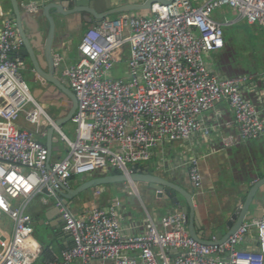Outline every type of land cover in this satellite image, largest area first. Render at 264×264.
I'll return each mask as SVG.
<instances>
[{
    "label": "built area",
    "instance_id": "obj_1",
    "mask_svg": "<svg viewBox=\"0 0 264 264\" xmlns=\"http://www.w3.org/2000/svg\"><path fill=\"white\" fill-rule=\"evenodd\" d=\"M231 6L239 18L264 25V0H191L155 2L149 10L122 12L92 24L79 44V60L62 68L63 79L75 92L78 106L71 121V138L55 123L31 93L17 51L23 45L14 18L5 17L0 31V210L13 220V231L0 264H33L39 259L40 244L34 239V219L26 212L34 197L56 205L63 228L72 245L61 255L51 254L44 264H264V217L244 221L224 242L212 244L195 239L188 231L184 214L171 212L158 224L148 218L144 231L126 235L114 205L95 207L83 215L63 202L57 193L70 186L74 175L100 169H118L128 176L135 164L150 160L153 150L166 140H187L195 135L211 137L222 127L224 148L240 141L264 136V116L245 87L264 74L220 76L209 68L206 54L225 44L224 23L213 18L215 9ZM20 7L37 13L35 2ZM128 44L127 72L112 75L123 59ZM229 103L233 119L209 122L205 114L220 101ZM35 129L20 125L21 117ZM43 121L53 125L67 147L53 161L48 148L36 134ZM132 164L131 166L129 165ZM189 178L201 184L196 159L190 161ZM258 234V247L239 248L248 231ZM215 240V238H214Z\"/></svg>",
    "mask_w": 264,
    "mask_h": 264
},
{
    "label": "crops",
    "instance_id": "obj_2",
    "mask_svg": "<svg viewBox=\"0 0 264 264\" xmlns=\"http://www.w3.org/2000/svg\"><path fill=\"white\" fill-rule=\"evenodd\" d=\"M35 2L39 6L37 13H30L21 8L23 16V24L26 31L31 35L36 30L42 29L44 34L48 32V21L41 8L52 1L60 0H18ZM140 0H112L113 5H119L125 2H134ZM194 5H200L206 0H191ZM228 6V5H225ZM228 17L226 20H218L224 23V26L234 25L239 20L235 9L231 6L226 7ZM13 12L11 0H0V31L5 17H10ZM145 12V11H144ZM52 15L59 18L60 14L53 8ZM215 19V18H214ZM217 20V19H216ZM64 22H59L58 36L62 37L59 45H55L54 53L61 54L62 68L75 64L80 58L79 44L82 36L88 27L92 24H85L82 17L68 16L65 17ZM248 22V21H247ZM252 24V23H250ZM260 25V24H259ZM223 26V27H224ZM262 26V25H261ZM225 34V33H224ZM58 38V37H57ZM79 38V43L75 47V40ZM225 38V37H224ZM59 39V38H58ZM227 48V41L225 39L224 47ZM20 56V55H19ZM213 54H206V61L210 69L216 71L220 76H226L227 73L236 75H255L264 74V71L246 72L244 69L238 70L230 66V69L218 68L216 61L212 58ZM25 75L31 82L32 88L36 95L42 99L43 106L47 113L54 119L64 113H51L48 111L49 103H58L56 99H51L50 94L54 88H47L44 85V80L35 71L31 61L24 58ZM61 68V74H62ZM63 76L61 75V78ZM254 83H249V87H245L244 92L246 96L251 98L257 105L261 114L264 116V87L259 79H253ZM55 95L60 94L55 92ZM59 98V97H58ZM209 122L217 120H231L233 113L229 103L225 100L220 101L213 109L206 112ZM20 125L35 129V127L28 123L22 116L19 119ZM74 123L71 121L65 124V127ZM0 125L2 119L0 118ZM75 126V125H74ZM50 125L43 121L41 131L36 134V137L46 142L48 137V129ZM65 132L64 126L61 127ZM75 132V127H74ZM227 132L239 133L237 125L234 123L232 128L222 127L220 131L214 132L211 137L195 135L187 140H166L164 144L157 146L152 153L150 160L135 164V170L141 172L152 173L158 176L168 178L194 195V206L197 210V220L200 229L203 232V238L211 240L216 238L219 233H225L227 227L222 225L231 213L230 206L235 209L237 205H242L247 198L251 189V185L260 179L264 178V136L258 139H251L247 141H240V143L224 148L221 145V136ZM67 133V132H65ZM68 134V133H67ZM75 137V133L71 136ZM53 151L50 160L63 157L67 152L65 142H63L58 132L55 130L53 134ZM196 159V165L201 175V184L195 187L188 174L190 161ZM120 172H115V169H100L91 173L74 175L71 179L70 186L74 187L81 182L89 180L96 176L113 175ZM132 187L127 181L125 182H111L96 188L88 189L81 194V198H69L72 202V209L77 215H83L95 207H107L114 205L120 217L121 231L126 235H137L144 231L148 218L154 219L158 224L163 216L171 212H180L177 205L171 203L169 199L164 196H157L152 191L150 184L146 181H139L133 183ZM49 202L43 203L41 197H34L28 205L29 214L37 221L41 218H46L47 223H52L57 226L58 233L54 235V243L48 248L49 253L44 251L41 246L39 251V260L44 264V260L53 254L61 255V253L72 245L70 235L64 230L62 224H58L61 218L60 211L56 207V197L48 196ZM63 199L64 197L61 196ZM178 197L182 204H185L183 195L178 193ZM38 202H34L35 200ZM233 211V210H232ZM0 213L6 214L0 210ZM182 213V212H181ZM48 215V218L46 217ZM264 217V183L254 193L252 202L248 210L245 221H250L255 218ZM36 229V227H35ZM6 230V229H5ZM9 232V240L13 231V220L7 227ZM35 232V231H34ZM34 239L39 240L33 234ZM8 240V243H9ZM40 244V242H39ZM239 248L255 249L258 247V234L256 229L251 228L245 235L244 239L238 244ZM6 249V248H5ZM36 261V262H37ZM35 262V263H36ZM34 264V263H33Z\"/></svg>",
    "mask_w": 264,
    "mask_h": 264
},
{
    "label": "water",
    "instance_id": "obj_3",
    "mask_svg": "<svg viewBox=\"0 0 264 264\" xmlns=\"http://www.w3.org/2000/svg\"><path fill=\"white\" fill-rule=\"evenodd\" d=\"M172 0H140L134 2H125L119 5H113L112 0H60L52 1L42 7L41 13H43L48 21V32L44 34L42 29H38L34 34H29L23 24V16L21 12L20 3L18 0H11L13 7V12L10 17L14 18L17 23V28L19 34L23 40V45L17 51L20 57L24 60L29 59L37 72V74L43 78L44 85L47 88H54L51 92V99H59L67 101L64 113L55 119V123L59 127H63L66 123L70 122L73 114L75 113L78 100L75 92L70 88L69 83L61 78V66L56 65L54 47L59 45L62 41V37L58 36L59 22H64V18L68 16H81L85 24H100L103 19L109 17L113 14H119L122 12H137L149 10L153 3L162 2L168 3ZM55 9L61 17L57 18L51 13V9ZM59 39H58V38ZM55 92L60 95L56 96ZM38 97V96H37ZM59 97V98H58ZM60 100V99H59ZM44 103V102H42ZM55 132V127L51 125L48 129L47 141H41L48 148L49 159L47 164L50 162L51 154L53 151V134ZM129 178L123 173L113 174V175H103L96 176L89 180L79 183L78 185L72 186H62L61 189L57 190L59 196H63V202L70 207H72V202L69 198H81V194L88 189L96 188L98 186L104 185L111 182H125ZM131 179L134 182L146 181L150 184L152 191L155 192L157 196H164L169 199L172 204L177 205L180 212L184 214L185 221L187 223L189 233L197 240L212 244L216 242L226 241L230 235H232L245 221L250 207V203L253 200L254 193L258 188L264 183V178L255 182L251 185V189L247 195L246 200L242 205H237L235 209L230 206L229 218L223 223L227 227L225 233H219L215 240H207L203 238V232L199 228V222L197 220V210L194 206V195L191 191L182 188L177 185L172 180L158 176L152 173L141 172V170H135L131 174ZM178 193L183 195L185 199V204L180 202ZM59 209V207L56 205ZM233 210V211H232ZM48 218V215L46 214ZM35 225H43L47 232L53 235H57V226L52 223H47L46 218H41L37 221L34 219ZM58 224H64V220L61 216Z\"/></svg>",
    "mask_w": 264,
    "mask_h": 264
},
{
    "label": "rangeland",
    "instance_id": "obj_4",
    "mask_svg": "<svg viewBox=\"0 0 264 264\" xmlns=\"http://www.w3.org/2000/svg\"><path fill=\"white\" fill-rule=\"evenodd\" d=\"M228 6H222L217 8L212 13L213 18L217 20H226L228 17L227 8ZM139 12V11H137ZM141 12V11H140ZM89 28V27H88ZM87 28V30H88ZM224 37L227 41V48L224 49L223 60L227 65H231L235 69L242 70L246 72H257L264 71V25L259 24H250L246 19L239 20L236 24L231 26H224ZM79 43V38L75 40V47ZM129 47L128 44L124 46L123 59L118 63H115L112 69V75L116 78H123L127 72V63L129 58ZM61 55V54H60ZM25 68L22 69V74L27 82L31 93L33 96L42 103V99L37 97L35 90L32 88L31 82L25 75ZM60 99V100H59ZM57 99L58 103H49L48 111L51 113L61 112L65 109V106L68 104L67 101L63 100L62 97ZM71 123L68 122L66 124ZM74 125L71 124V127H65V132L71 136L74 132ZM138 162L137 164H140ZM131 166L132 164L129 163ZM39 197V196H37ZM34 202H38L36 199ZM30 206V205H28ZM27 206L26 212H29V207ZM11 223V219L3 213H0V251H4L8 245L9 240V230L7 227ZM35 237L39 240L41 246H52L54 243V235L50 232H47L43 225H35ZM6 229V230H5ZM34 264H42V261H37Z\"/></svg>",
    "mask_w": 264,
    "mask_h": 264
},
{
    "label": "trees",
    "instance_id": "obj_5",
    "mask_svg": "<svg viewBox=\"0 0 264 264\" xmlns=\"http://www.w3.org/2000/svg\"><path fill=\"white\" fill-rule=\"evenodd\" d=\"M118 14H113L111 15V17H117ZM213 54V59L214 61H216V64L218 66V68H221L223 69L224 67H226V69H230V64L227 65V63L223 60V58L225 59V57L223 56L224 54V51L219 49L217 51H213V52H210ZM225 55V54H224ZM213 72L217 73L216 71L213 70ZM218 74V73H217ZM234 74H231V73H227L226 76H232ZM225 76V75H224ZM115 172H120L118 169H115ZM44 247V251H46V253H49V251H51L48 247L49 246H43ZM40 248H41V245H40ZM39 260V259H38Z\"/></svg>",
    "mask_w": 264,
    "mask_h": 264
}]
</instances>
